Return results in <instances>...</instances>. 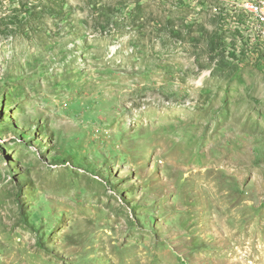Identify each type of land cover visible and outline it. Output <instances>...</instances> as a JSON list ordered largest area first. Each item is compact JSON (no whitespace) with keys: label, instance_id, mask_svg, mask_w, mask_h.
Listing matches in <instances>:
<instances>
[{"label":"rangeland","instance_id":"374dc122","mask_svg":"<svg viewBox=\"0 0 264 264\" xmlns=\"http://www.w3.org/2000/svg\"><path fill=\"white\" fill-rule=\"evenodd\" d=\"M262 6L0 0V264H264Z\"/></svg>","mask_w":264,"mask_h":264},{"label":"built area","instance_id":"2783aa9c","mask_svg":"<svg viewBox=\"0 0 264 264\" xmlns=\"http://www.w3.org/2000/svg\"><path fill=\"white\" fill-rule=\"evenodd\" d=\"M258 9L264 10V7L262 6V8H258Z\"/></svg>","mask_w":264,"mask_h":264},{"label":"bare ground","instance_id":"6f19581e","mask_svg":"<svg viewBox=\"0 0 264 264\" xmlns=\"http://www.w3.org/2000/svg\"><path fill=\"white\" fill-rule=\"evenodd\" d=\"M215 207V206H214ZM264 250V249H263ZM264 252V251H263Z\"/></svg>","mask_w":264,"mask_h":264}]
</instances>
